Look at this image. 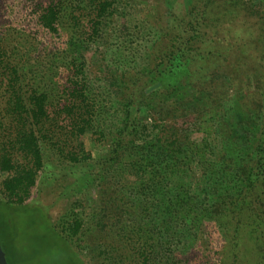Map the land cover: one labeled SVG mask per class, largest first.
Wrapping results in <instances>:
<instances>
[{
  "label": "trees",
  "instance_id": "1",
  "mask_svg": "<svg viewBox=\"0 0 264 264\" xmlns=\"http://www.w3.org/2000/svg\"><path fill=\"white\" fill-rule=\"evenodd\" d=\"M144 2L19 0L0 26L8 264H37L19 231L64 264L88 240L98 264H264V0ZM49 155L86 189L56 223L29 199Z\"/></svg>",
  "mask_w": 264,
  "mask_h": 264
},
{
  "label": "rangeland",
  "instance_id": "2",
  "mask_svg": "<svg viewBox=\"0 0 264 264\" xmlns=\"http://www.w3.org/2000/svg\"><path fill=\"white\" fill-rule=\"evenodd\" d=\"M18 1L19 0H10L8 2V8L10 9L5 10V8H3L2 11H0V14H5V12H7L5 15L8 14L4 19L0 20L2 30L6 29V32L13 29H21V26H23L22 28H25V24H23V20H21V15L16 9ZM139 1L140 0H136V2ZM147 2L142 4L153 5L152 3H154V0H147ZM13 44L17 45L18 43ZM88 54H90V52H88ZM31 63H34V61H30V64ZM27 65L28 64L26 63L27 76L24 80V88H28L31 84L32 86H34V84H38V73L43 74V72H41L43 71V67L39 66L38 63L31 67H28ZM35 71L37 72L35 73ZM3 102L4 98L2 92H0V108L2 107ZM141 116L146 118L145 113H141ZM47 159L48 164L44 170V177L42 178L43 182L40 181L37 183L29 199L43 206L51 221L56 223L64 216L72 202L75 203L77 199H80L81 203L84 202L83 195L86 192V189L82 191L81 188H78L77 186L74 187L75 184L71 186L73 179L66 175V171L62 168L63 165H58L52 155H49ZM1 177L2 174L0 173V179ZM91 188L93 189L95 187L91 185ZM16 226L19 228L18 223ZM18 236L16 244L20 246L22 252L27 254H32L36 250L39 252V255L34 260V263L64 264L59 253V248L51 247L52 244L50 240L47 244H36L35 242L25 240L21 231L18 232ZM87 242L89 243H86V246L82 247V249H85L82 250L80 257L87 264H98L99 261H101L100 255L97 251H94L95 253L91 252L89 249L91 241L88 240Z\"/></svg>",
  "mask_w": 264,
  "mask_h": 264
},
{
  "label": "water",
  "instance_id": "3",
  "mask_svg": "<svg viewBox=\"0 0 264 264\" xmlns=\"http://www.w3.org/2000/svg\"><path fill=\"white\" fill-rule=\"evenodd\" d=\"M0 264H8L0 244Z\"/></svg>",
  "mask_w": 264,
  "mask_h": 264
}]
</instances>
